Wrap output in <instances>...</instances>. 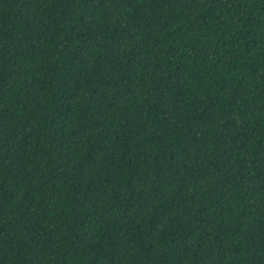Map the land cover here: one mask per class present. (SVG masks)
Segmentation results:
<instances>
[{"label":"trees","instance_id":"trees-1","mask_svg":"<svg viewBox=\"0 0 264 264\" xmlns=\"http://www.w3.org/2000/svg\"><path fill=\"white\" fill-rule=\"evenodd\" d=\"M0 264H264V0H0Z\"/></svg>","mask_w":264,"mask_h":264}]
</instances>
